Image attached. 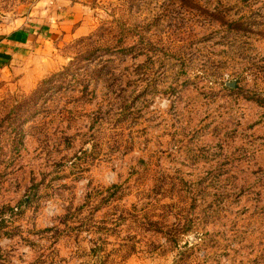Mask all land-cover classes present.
Masks as SVG:
<instances>
[{"label":"rangeland","instance_id":"374dc122","mask_svg":"<svg viewBox=\"0 0 264 264\" xmlns=\"http://www.w3.org/2000/svg\"><path fill=\"white\" fill-rule=\"evenodd\" d=\"M63 4L0 0V264H264V0Z\"/></svg>","mask_w":264,"mask_h":264},{"label":"crops","instance_id":"0c3cea01","mask_svg":"<svg viewBox=\"0 0 264 264\" xmlns=\"http://www.w3.org/2000/svg\"><path fill=\"white\" fill-rule=\"evenodd\" d=\"M52 1H56V3H58V5L60 6H63L64 5L63 3L71 2V0H52ZM30 39H31L30 32L27 29H21L15 31L12 34H9V36L6 37L5 39V43L11 48L13 47L14 49H23L26 47ZM5 52L6 53L4 54L8 55L10 51H5Z\"/></svg>","mask_w":264,"mask_h":264},{"label":"water","instance_id":"95a60500","mask_svg":"<svg viewBox=\"0 0 264 264\" xmlns=\"http://www.w3.org/2000/svg\"><path fill=\"white\" fill-rule=\"evenodd\" d=\"M229 86H230V88H234L235 87V84L234 83H231Z\"/></svg>","mask_w":264,"mask_h":264}]
</instances>
